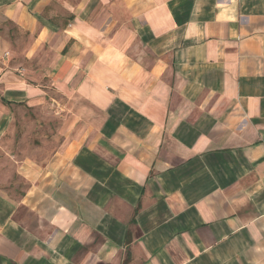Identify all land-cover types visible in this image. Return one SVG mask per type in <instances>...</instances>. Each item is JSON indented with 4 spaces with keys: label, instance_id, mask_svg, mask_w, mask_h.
Segmentation results:
<instances>
[{
    "label": "crops",
    "instance_id": "crops-1",
    "mask_svg": "<svg viewBox=\"0 0 264 264\" xmlns=\"http://www.w3.org/2000/svg\"><path fill=\"white\" fill-rule=\"evenodd\" d=\"M50 99L0 264H264V0H0V141Z\"/></svg>",
    "mask_w": 264,
    "mask_h": 264
},
{
    "label": "rangeland",
    "instance_id": "rangeland-1",
    "mask_svg": "<svg viewBox=\"0 0 264 264\" xmlns=\"http://www.w3.org/2000/svg\"><path fill=\"white\" fill-rule=\"evenodd\" d=\"M32 75L38 80L44 77V73L40 72ZM47 80L46 77L42 82L45 84ZM49 102L44 108H23L16 112L13 128L0 141L1 170H6L8 174L13 171L16 173L15 161L31 156L45 157L56 149L60 142V130L69 120L67 117H58L61 109L55 100L50 99Z\"/></svg>",
    "mask_w": 264,
    "mask_h": 264
}]
</instances>
